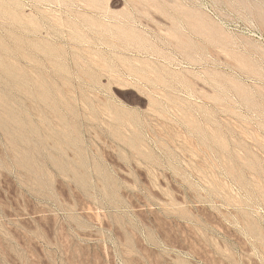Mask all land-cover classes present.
<instances>
[{"label": "rangeland", "instance_id": "obj_1", "mask_svg": "<svg viewBox=\"0 0 264 264\" xmlns=\"http://www.w3.org/2000/svg\"><path fill=\"white\" fill-rule=\"evenodd\" d=\"M0 264H264V0H0Z\"/></svg>", "mask_w": 264, "mask_h": 264}]
</instances>
